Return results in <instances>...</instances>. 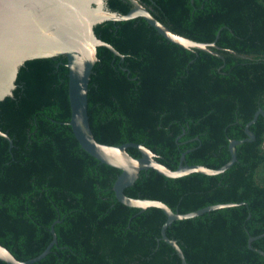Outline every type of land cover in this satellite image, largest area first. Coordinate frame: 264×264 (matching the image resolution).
Masks as SVG:
<instances>
[{
  "label": "trees",
  "instance_id": "1",
  "mask_svg": "<svg viewBox=\"0 0 264 264\" xmlns=\"http://www.w3.org/2000/svg\"><path fill=\"white\" fill-rule=\"evenodd\" d=\"M126 15L127 0H106ZM172 32L215 43L207 53L184 49L146 20L95 27L98 49L88 94L96 140L141 144L177 170L184 164L219 169L231 160V140L264 111V0H139ZM218 54V55H217ZM12 98L0 103V245L34 264H182L162 240L167 216L120 203L114 185L122 171L87 153L72 127L65 57L28 61ZM256 140L237 146V162L216 176L171 179L142 171L125 194L156 200L188 214L219 204L243 205L174 222L167 236L187 264H264V117ZM128 153L140 158L136 148ZM0 264H7L0 260Z\"/></svg>",
  "mask_w": 264,
  "mask_h": 264
},
{
  "label": "water",
  "instance_id": "2",
  "mask_svg": "<svg viewBox=\"0 0 264 264\" xmlns=\"http://www.w3.org/2000/svg\"><path fill=\"white\" fill-rule=\"evenodd\" d=\"M127 1L133 5V8L126 15H121L111 11L106 0H0V103L14 96L19 71L26 62L65 57L69 68L71 106L69 125L77 140L91 156L103 164L122 171L114 185V192L120 203L141 211H146L148 208H159L165 213L167 221L162 227V240L175 249L182 264H187L180 246L167 236V229L176 221L193 219L216 210L240 206L243 203L219 204L196 212L180 214L160 201L131 198L125 194L126 189L136 183L142 171L150 169L171 179L193 173L207 176L225 173L237 162V146L256 140L250 128L260 116L264 117V111L258 110L254 118L246 125V139L230 141L231 160L219 169L201 165H186L184 164L186 154H183L179 167L173 171L159 163L156 155L144 145L128 143L111 146L99 143L93 134L88 113L89 85L94 67L98 62V49L105 47L115 55L122 58L123 56L113 46L98 38L95 27L110 21L122 22L143 18L165 39L184 49H197L216 54L211 51L216 47V42H196L175 34L158 21L139 0ZM0 136L8 139L12 144L10 138L1 131ZM129 148H136L141 153V157H132L128 153ZM52 234L53 242L39 257L21 262L0 245V260L7 264H34L41 261L57 244L54 229H52ZM262 237L264 234L254 238L250 237L249 247L252 249V243ZM255 251L264 257V251Z\"/></svg>",
  "mask_w": 264,
  "mask_h": 264
}]
</instances>
